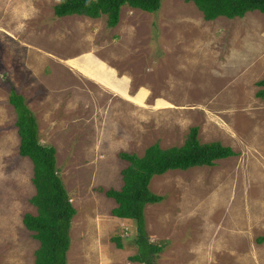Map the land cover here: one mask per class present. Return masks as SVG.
<instances>
[{
    "label": "rangeland",
    "instance_id": "374dc122",
    "mask_svg": "<svg viewBox=\"0 0 264 264\" xmlns=\"http://www.w3.org/2000/svg\"><path fill=\"white\" fill-rule=\"evenodd\" d=\"M59 1L0 0V264H33L39 246L22 222L36 191L10 86L76 210L67 264H142L112 241L133 238L135 222L99 188L123 185L120 151L180 146L193 126L236 155L151 179L163 200L145 206V232L169 241L155 263L264 264V14L206 21L192 2L163 0L123 6L110 27L106 15L56 16Z\"/></svg>",
    "mask_w": 264,
    "mask_h": 264
},
{
    "label": "trees",
    "instance_id": "16d2710c",
    "mask_svg": "<svg viewBox=\"0 0 264 264\" xmlns=\"http://www.w3.org/2000/svg\"><path fill=\"white\" fill-rule=\"evenodd\" d=\"M163 0H60L54 6V14L59 17L83 15L90 18L107 16V25L114 27L123 6L156 12ZM192 2L202 13L204 20H215L221 16L228 19L243 17L247 12L260 11L264 14V0H185ZM264 88V76L257 82ZM264 97V89L256 94ZM8 102L16 113L15 126L20 138L19 154L27 157L33 164L32 182L35 194L30 203L36 207V213H25L22 222L38 240L39 246L34 252L33 264H67V251L70 248L69 229L76 210L62 180L56 174L55 148L44 146L38 140V128L32 111L25 104L23 95L10 86ZM198 127L189 129L182 145L167 148L159 143L148 146L142 156L120 151L118 156L127 162L121 170L123 185L119 190H104L108 198L116 202L111 210L118 218L131 219L135 222V236L125 238L115 235L112 241L118 249L135 246V252L129 260L142 264H156L169 241H149L145 232L144 208L147 204L159 203L163 196L149 188L154 176L169 170H187L196 166H212L216 160L236 155L229 146L218 141L202 143L198 139ZM129 239V240H128ZM127 240V241H125ZM256 241L264 242V236ZM128 243V244H127Z\"/></svg>",
    "mask_w": 264,
    "mask_h": 264
},
{
    "label": "crops",
    "instance_id": "0c3cea01",
    "mask_svg": "<svg viewBox=\"0 0 264 264\" xmlns=\"http://www.w3.org/2000/svg\"><path fill=\"white\" fill-rule=\"evenodd\" d=\"M26 228V227H25ZM30 232V231H29Z\"/></svg>",
    "mask_w": 264,
    "mask_h": 264
}]
</instances>
